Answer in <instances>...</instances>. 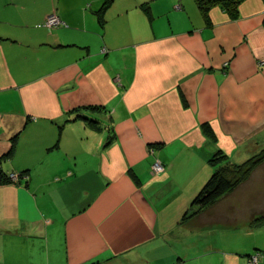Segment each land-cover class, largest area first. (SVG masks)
<instances>
[{
  "label": "crops",
  "instance_id": "obj_1",
  "mask_svg": "<svg viewBox=\"0 0 264 264\" xmlns=\"http://www.w3.org/2000/svg\"><path fill=\"white\" fill-rule=\"evenodd\" d=\"M104 1L0 0V264H264V205L181 220L215 150L264 146V0Z\"/></svg>",
  "mask_w": 264,
  "mask_h": 264
},
{
  "label": "trees",
  "instance_id": "obj_2",
  "mask_svg": "<svg viewBox=\"0 0 264 264\" xmlns=\"http://www.w3.org/2000/svg\"><path fill=\"white\" fill-rule=\"evenodd\" d=\"M111 1L112 0H105V4L103 3L102 7L96 11L100 24L104 21L102 15L103 10ZM242 1L243 0H195L207 24L210 23L209 10L212 6L219 5L224 11H226L230 18L234 19L238 16V6ZM91 107L95 108L94 106ZM89 120L93 121L92 118ZM206 126L207 125L204 127L207 130L208 127ZM263 161L264 147L257 154L247 158L241 163H229L226 154L221 149H218L214 154H211L208 162L213 167V171L200 189L191 198L189 206L181 216V220H190L195 214L212 206L233 187H236L245 181V178H247L251 170ZM11 173L13 172L7 173L0 167V183H10L17 180L10 177ZM17 174L22 175L23 172ZM261 225H264V210L258 213H252V216L249 219L250 227Z\"/></svg>",
  "mask_w": 264,
  "mask_h": 264
},
{
  "label": "rangeland",
  "instance_id": "obj_3",
  "mask_svg": "<svg viewBox=\"0 0 264 264\" xmlns=\"http://www.w3.org/2000/svg\"><path fill=\"white\" fill-rule=\"evenodd\" d=\"M42 23H44V21ZM263 62L264 61H262V63ZM263 147L264 146L260 147L257 152L251 154L250 156H248V158L257 154L259 151L262 150ZM216 151L217 150H215L212 154H214ZM226 156H227L228 162L230 163L231 160L228 159L227 154H226ZM153 161L151 162V164L153 163ZM242 162H244V161H242ZM231 163H234V162H231ZM239 163H241V162H239ZM151 164H150V170H151V172H153V170L151 169ZM261 164H264V161L261 162L260 164H258L257 166H255L253 170H251V172L249 173L247 178H245L246 179L245 181H243L241 184L237 185L236 187H233L226 195L223 196L224 198H220L217 202H215L211 206V209H210L211 212H214V211L219 209V212L223 213L222 210L226 211L228 208V205L231 204L232 208H234L235 212L237 213L238 218L243 220L246 216H248V213L251 211V209H257V208L263 206L264 205V202H263L264 201V191L262 193L261 190H264V184H262V181H258L257 185H253V186L245 185V184H247L246 181H248L249 178L253 177V175H258L255 177L260 180L261 171L258 170V167ZM212 171H213V167H212V170H210V172L208 173V175H207L208 177ZM13 173H16V172H13ZM159 173H161V172L160 171L159 172H153V174H159ZM201 186H199V187H201ZM216 206L218 208H216ZM199 213L195 214L193 217L196 218V216H198ZM193 217L190 220L194 219ZM190 220H185V222L190 221ZM256 252L260 253L258 251H256ZM256 252H254V253H256ZM258 255L259 254H256L257 262H258ZM247 257H250V256H247Z\"/></svg>",
  "mask_w": 264,
  "mask_h": 264
},
{
  "label": "built area",
  "instance_id": "obj_4",
  "mask_svg": "<svg viewBox=\"0 0 264 264\" xmlns=\"http://www.w3.org/2000/svg\"><path fill=\"white\" fill-rule=\"evenodd\" d=\"M63 24L64 22L55 13L48 15L46 19L44 20V23H42V25L47 27L48 29L54 26L63 25ZM151 169L153 170V172H159V171L162 172L164 170V164L160 160L155 159L153 163L151 164ZM10 177L12 179H17L18 174L11 173ZM247 264H257L256 255H250V257H248Z\"/></svg>",
  "mask_w": 264,
  "mask_h": 264
}]
</instances>
